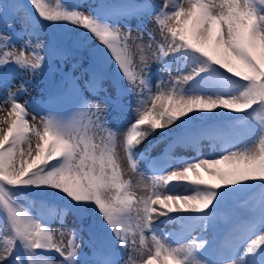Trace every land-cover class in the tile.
<instances>
[{"label":"snow or ice","instance_id":"snow-or-ice-1","mask_svg":"<svg viewBox=\"0 0 264 264\" xmlns=\"http://www.w3.org/2000/svg\"><path fill=\"white\" fill-rule=\"evenodd\" d=\"M30 4L36 16L26 12L21 17L23 23L30 25L33 32L37 28L36 17L50 25L83 29V37L73 43L86 47L90 40H95L97 46L92 50L95 65L83 85L77 83L78 78L69 76L61 92L49 100L69 102L79 112L67 118L43 116L42 127L29 124V104L18 99L27 93L31 81L21 82L14 92L12 73L0 71V88L7 89L0 102V112L5 111L3 105H10L8 116L0 120L7 124L6 130L0 128V214L5 228V235L0 238L3 240L0 264L12 255L17 242L27 254L29 264H41L33 259L37 250L55 251L63 257L61 264H77L81 254L76 230L73 229L66 249L63 233L57 242L56 233L29 213L22 203V189L55 190L84 209L95 205L98 223L110 230L119 249L131 248L137 253L123 264H213L209 256L215 245L210 246L209 239L200 236L183 244L173 239L172 234L159 237L153 213L157 212L155 205L162 206L159 215L167 220L160 223L174 221L176 213H194L190 217L195 224L193 230L204 233L215 229V218L237 186L259 182L264 188V116L261 115L264 114V0H164L154 15L159 40L148 32L147 47H155L152 58L161 66L159 74L162 77L168 72L170 81L165 85L161 79L155 91L151 85L152 64L142 44L137 45L139 66L134 59L129 43L131 28L122 30L96 18L91 11H82L78 6L69 8L60 0H56L55 6L50 0H30ZM16 15L0 11V22L12 28ZM145 31L139 30L138 40L143 41ZM0 49H3L0 69L14 66L33 77L43 72L48 56L68 52L63 44L56 43L47 49L42 44L26 43L16 51L12 36L2 33ZM109 65H114L115 96H110L103 87L109 78ZM172 65H176L177 72L189 71L171 78ZM211 69L227 79V89L205 83L206 75L202 74H208ZM84 91L93 96L103 93L104 103H112L121 112L134 113V119L123 130L122 146L133 171H139L138 160L148 159L153 173L149 195L135 197L132 183L122 177L116 153L120 133L108 129L107 137L96 141L90 126L106 128L108 117L98 103L84 96ZM125 95L131 96L135 104L121 103ZM217 109L225 111L218 113ZM228 112L245 116L240 121L210 125L200 132L187 128L207 119L203 113ZM85 114L87 125L82 120ZM257 116L261 118L257 120ZM32 119L35 120V115ZM242 125L247 126L246 135L241 132ZM157 130L164 133L162 137L174 135L177 144L190 147H196L205 136L220 140L222 154L220 158L197 156L193 160H177L172 168L168 162L148 158L146 152L137 151ZM202 173L210 180H205ZM181 188L183 192L178 191ZM146 233L152 234L150 241ZM116 255L117 249L107 242L94 248L91 262L118 264ZM16 259L21 264L20 258ZM254 259L264 264V201L243 225L242 235L233 246L219 252L216 264H251Z\"/></svg>","mask_w":264,"mask_h":264},{"label":"rangeland","instance_id":"rangeland-1","mask_svg":"<svg viewBox=\"0 0 264 264\" xmlns=\"http://www.w3.org/2000/svg\"><path fill=\"white\" fill-rule=\"evenodd\" d=\"M22 0H0V11H2L4 14L10 15L12 13H16V18L13 21L12 28H7L4 26L3 22H0V33L12 36V44L15 45V50L19 51L21 49V45L24 44H30V45H45L47 33L52 32V33H58L57 31L54 30L53 26L56 28H61L62 30H59V32H63L66 37L69 39L68 45L74 46L78 51L80 47H76V45L73 43V41L77 38H82L84 33L83 29H74L71 26L68 25H50L47 22L39 21V18H36L37 20V28L36 31L33 32L32 28L30 25H27L22 22L21 17L24 16V14L30 13L33 16H36L34 13L31 12V10L25 6L22 2ZM141 0H60V2L65 3L69 8L78 6L80 10L82 11H91L93 15L97 18L98 14L101 12L105 11V8L118 4V3H128V2H139ZM152 1V9L150 12L140 15V16H126L123 18H120L118 20L112 19L111 22H108L110 24H114L118 27H120L122 30H127L128 28H131V37L133 39H137L139 35V30L143 29L146 30L144 33L143 37V43L142 45L144 46L145 49L148 50V62L149 64H152L151 70H150V75L151 79L154 80L153 88L157 85V81L160 78V65L156 63L153 58L152 54L153 52L156 51L155 47L149 49L147 47L148 44V32H152L156 38V40H159V31L154 23V15L155 11L163 4L164 0H151ZM50 2L55 6L56 0H50ZM18 6H24L18 7ZM131 18V19H129ZM134 23V24H133ZM133 24V26H132ZM19 34L17 36L16 34ZM130 40V41H131ZM129 41V42H130ZM70 43V44H69ZM96 41L95 40H90L89 44L86 47H81L84 49V53L73 55L70 51H68L66 54L70 55L72 60H68L64 58V54L60 55L57 54L55 55V64L56 66V71L55 77L57 80H59L60 85H64L65 79L67 78L66 72L69 69H73L74 73L77 74L78 77L82 76V81L84 83L85 80L89 78L90 71L93 67V63L95 62V58L92 54V50L96 48ZM0 51H3V49H0ZM30 54V52L28 53ZM80 56V57H78ZM82 57V58H81ZM134 59L139 66V61L140 58L137 56H134ZM76 60H80L81 64L83 63L84 60H89L91 61L89 64L84 62L82 67L78 65H73ZM73 62V63H72ZM43 67V66H42ZM175 71L177 75H186L189 70L185 69L183 73L177 72L176 71V65H172V70ZM0 71H10L12 73V91H17V87L21 82H28L31 81L30 84H28V91L27 93L20 95L18 99L20 100L21 103L28 102L29 108L28 112L29 115L27 117V120L30 125L34 124L36 127H42V118L43 116L46 115H54L58 116V114L54 111L52 112H47L44 111L42 106H41V98L45 96L46 94V88L44 85L43 81V74L40 72H37V74L33 77L29 72L22 71L20 69H15L14 66H12V69H0ZM165 74V72L163 73ZM204 75V74H202ZM209 78L205 83H211L215 86L222 87L224 89H227L229 87L227 83V79L223 77L221 73H219L215 69H211L210 72L208 73ZM123 83V81H122ZM109 87H106L108 90ZM112 90V89H111ZM7 92V89L0 88V102H2L3 98L5 97ZM115 94V93H114ZM84 96L92 101H98L102 96L103 93H101L99 96H93L92 93L88 91H84ZM134 105V104H133ZM5 108V111L0 112V120L4 119L5 117L8 116L7 109L10 108V105H3ZM120 111V110H119ZM79 112V109L77 108L76 112L74 115H76ZM128 114V117L125 120V123H129L130 120L134 119V113L130 110H125L123 111ZM228 117L229 120L227 122H232V121H240L244 119L245 114H237L235 112H228ZM207 119H205L203 122H201L199 125H197L200 121H196L191 125H196L195 127H191V131L193 132H200L205 129H200L199 127H204L208 128L210 125H221L223 124L222 121H219V119H216L215 117L218 116H226L225 114L223 115H215L213 113H203ZM232 114V115H231ZM35 115V120L32 119V116ZM210 115V116H209ZM264 116V114H261ZM73 114L70 116H64V118L71 117ZM261 116H257L256 119H260ZM83 123L87 125L88 121V115L85 114L82 117ZM248 125H251V121L248 122ZM175 126V125H173ZM190 126V125H188ZM92 127L93 134L96 136V141L98 142V128L94 126ZM197 127L196 130H194ZM246 125L241 126V132L246 135ZM0 128H3L6 130L7 124L6 123H0ZM201 146L199 147L200 153H220L222 151V142L220 140H210L209 138L202 137L199 141ZM26 148V146H25ZM33 149H35V141L33 142ZM175 152H179V148L174 149ZM35 155V151L33 156ZM26 159L28 158L27 156L25 157ZM248 190L250 193L244 197V200L241 202H237L238 198L243 194L244 190ZM25 190L29 189H22L20 190V195L22 199V203L24 206L27 208L29 213L36 219H39L42 223H45L44 220L38 216V211L35 209V207H31V203L28 202V199L26 197ZM40 193L43 194H52V195H58L59 197L70 201L66 196H64L61 193L56 192L55 190L47 189V190H41L38 189ZM133 191L135 194L139 193V185L135 184ZM23 195V196H22ZM32 197L33 194H30ZM249 196V198H247ZM24 197L26 199H24ZM27 200V201H26ZM33 200V199H32ZM245 201V202H244ZM264 201V188L261 187L259 182H256L254 184H248L245 187L237 186L236 189L234 190V194L229 196L227 200V204L225 205L224 209L222 210V213H220L216 218V225L214 230H209V232L206 233V238L210 240L211 246L214 245L215 242H212L216 237H219L220 235H225V232L227 234H230L233 232L232 235H242V229L243 225L253 217L255 213L258 212L259 207L261 205V202ZM33 203L34 200H33ZM74 203V202H73ZM50 206L52 207L53 211H55V215H66L69 214V212H64V209L61 208L60 206H57L54 203H50ZM78 207L77 205H75ZM80 207V206H79ZM81 208V207H80ZM91 208L90 206L87 209H84L85 212L91 213ZM53 214V213H52ZM51 214V215H52ZM70 215V214H69ZM52 218V217H51ZM72 218V217H71ZM89 221V220H88ZM215 223V222H214ZM47 227H49L54 233L57 235H60L59 229L63 226L65 228V232L63 233L66 237L63 245L67 249V242L68 240L72 237V233L70 232V227L65 223V222H56L55 220L49 221L45 223ZM181 223H177L175 229L180 225ZM219 225H224L228 226L229 229L228 231L224 230L223 228H219ZM234 225V226H233ZM56 226V227H55ZM55 227V228H54ZM54 228V229H53ZM193 229L191 230L192 235H193ZM169 232H166V229L163 227H157V234L159 237H165V235L169 234ZM5 235V228H4V219H3V214H0V238H2ZM151 233L147 234L148 240L150 241L151 239ZM0 245L3 246V240L0 239ZM191 242V241H190ZM236 242V237H234L232 240L228 235H226L225 240L223 241V246L225 248H229L233 246V244ZM241 253L243 252V248H241ZM80 255H84V252L82 250V247L80 245ZM212 257V253L209 256V259ZM11 256L9 257L8 264H12L11 262ZM50 259V258H49ZM49 259L47 260L49 262ZM54 263L53 264H61V260L57 259L56 257L53 258ZM124 262V254L122 258L119 260L118 264H123ZM50 263V262H49ZM251 264H261V261L259 260H252Z\"/></svg>","mask_w":264,"mask_h":264},{"label":"bare ground","instance_id":"bare-ground-1","mask_svg":"<svg viewBox=\"0 0 264 264\" xmlns=\"http://www.w3.org/2000/svg\"><path fill=\"white\" fill-rule=\"evenodd\" d=\"M129 43H130V46H131V49H132V52H133L134 56H137V57L140 58V53L138 51L137 45L142 44L143 42L140 41V40L133 39ZM84 52L85 51L83 49L82 50V53H84ZM148 53H149L148 50L145 49V55L146 56H148ZM64 57L65 58H68V54H64ZM162 80H163V82H164L165 85H168L169 84V80L166 79V76ZM155 90H156V88L153 91H155ZM121 101H125V100H121ZM99 106H100V109L102 110V112L104 113V115L108 117L107 127L100 129V132H99L100 137L101 138H106L107 137V134H108V129H114L118 133H120V135L118 137V144H117V147H116V153H117V156L119 158L120 165H121V173L127 174V180H129L131 183L134 184V183L137 182V183L140 184L141 191H140V193L135 194V197L138 198V197H142V196L149 195L150 194V191H151V188H150V185H151L150 176H148L145 173H143L142 170L139 167H138L139 171H133L132 170V168L130 166V163H129L128 159H127V153H126V151L124 150V148L122 146V140H123L122 133H123V130L127 126L125 124L118 125V124H115V123H113V122L110 121L111 109L109 108V106H108L107 103H104L103 99L101 100ZM216 111L219 113V112H224L225 110H223V109H217ZM228 114L229 113H225L226 116H228ZM202 115H204V114H202ZM226 116H224V117H226ZM201 121H203V120H201ZM172 127L175 128V126H173V125H172ZM187 127H190V126H187ZM163 131H167V129H164ZM163 135H164V133H162L161 130H157L154 133V139H152V140L146 139L144 141V143H142L140 145V147H139V149H137V151H139V152H146V155H148L150 153V150H151L153 144L159 143V142L164 141V140L167 139V137H162ZM34 151H35V149H33L32 155L34 154ZM224 154H227V153H224ZM197 156H198V151L196 150V148L195 147H190V148L184 149L180 154H178L176 156V161L177 160H193ZM213 156L215 158H220L221 155L206 154L205 156H203L201 158H209V157H213ZM152 158L155 159V155H153ZM175 164H176V162L173 164L172 168L175 167ZM202 175H203V177H204L205 180H210V178L207 176V174L202 173ZM161 191H164V190L161 189ZM180 192H182V190ZM249 193L250 192L247 189L244 190L243 191V194L244 195H241L240 196L239 201H241ZM166 194H171V193H166ZM191 194H193V193H189V195H191ZM239 201H237V202H239ZM155 207L157 208V212L156 213H153V220L155 221V223H160V220L163 219V218H166V217H163V216H160L159 215V211L163 210L161 205H155ZM173 215L176 217L175 220H183L188 215L191 216V215H195V214L194 213H176V214H173ZM214 222H215V225H216V221L215 220H214ZM161 224H163V223H161ZM104 227L106 228L105 232H107L106 235L108 236V238L111 239V242L113 244H116L114 242V237H111V233H110L109 229H107L106 226H104ZM76 228H79V227H76ZM219 228L220 229L223 228L226 231H228V229H229L228 226H224V225H219ZM64 232H65V228L62 226L59 229V233H64ZM71 232H73V229H72ZM201 234H203V233L201 232ZM232 234H233V232L230 233V234H228V235H232ZM87 236H88V234H82L80 232L79 233L76 232V238H77V240L83 241L84 237H87ZM65 239H66L65 235H63V243H64ZM56 240H57V242H60L61 241V236L60 235H57L56 236ZM88 241H90L89 236H88ZM93 243L95 244V242H93ZM185 243L186 242H184L183 244H185ZM0 247H2V245H0ZM88 253L89 252L87 251L84 255L87 256ZM91 255L93 257V253ZM43 256L50 257L52 255L50 253H45V254H42V255H38L37 256V261L40 262V259L43 258ZM81 256H83V255H81ZM129 256L136 257L137 256V253L134 252V251H132L131 248H129L127 250V254H126V259L125 260H127L129 258ZM83 258H85V257H83ZM6 261H4L3 264H8V262H6ZM79 262H82L83 264H87V261L78 260L77 261V264H79ZM24 264H29V261H27L26 258L24 260Z\"/></svg>","mask_w":264,"mask_h":264}]
</instances>
